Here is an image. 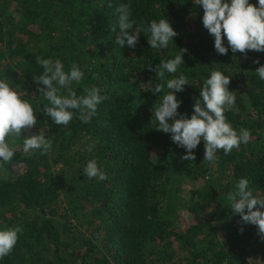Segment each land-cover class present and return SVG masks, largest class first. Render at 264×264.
<instances>
[{
	"label": "trees",
	"instance_id": "trees-1",
	"mask_svg": "<svg viewBox=\"0 0 264 264\" xmlns=\"http://www.w3.org/2000/svg\"><path fill=\"white\" fill-rule=\"evenodd\" d=\"M121 4L130 6L134 29H144L134 50L115 44ZM202 16L195 0H0V78L34 107L37 124L22 135L40 131L53 144L46 155L24 153L23 137L14 138L16 153L0 172V228L22 231L0 264H264L257 226L226 200L241 177L264 196V81L255 73L264 52L218 54ZM164 17L178 35L151 49L147 26ZM180 49L185 64L166 74L189 79L178 111L190 116L204 80L220 70L236 95L225 115L237 131H250L247 144L219 150L215 164L203 160V141L186 161L171 134L155 130L152 109L169 90L146 88L161 82L154 68ZM38 56L59 59L66 71L79 65L78 95L85 86L101 89L106 99L89 123L74 116L56 125L45 114ZM91 159L106 181L84 175Z\"/></svg>",
	"mask_w": 264,
	"mask_h": 264
},
{
	"label": "clouds",
	"instance_id": "clouds-1",
	"mask_svg": "<svg viewBox=\"0 0 264 264\" xmlns=\"http://www.w3.org/2000/svg\"><path fill=\"white\" fill-rule=\"evenodd\" d=\"M195 3L203 8L202 24L214 37V48L218 54L226 55L229 49L245 56L247 51L264 52V0H257L256 5L250 3V0H195ZM116 11L119 13L117 25L120 34L115 38V44L120 48L127 45L134 50L139 42V33L144 32V29H134L136 22L132 19L128 4H121ZM112 31H116V26ZM146 31L151 49L167 48L178 35L165 17L150 21ZM186 51L180 49L174 58L161 60L154 68L161 82L146 88L152 94L164 92L165 86L169 90L152 109L155 130L171 134V140L185 150L182 159L186 161L196 159L194 150L203 141V160L215 164L219 150L228 155L241 144H247L250 131L246 128L237 131L225 115L234 108L236 95L228 87L231 77L220 70H211L204 80L190 116L178 111L182 100L177 97V93L190 84L189 79L183 73L172 75V78L166 74H176L180 66L185 64L183 54ZM36 62L43 71L35 82L38 86L43 85L38 87V91L48 102L44 111L51 121L56 125L68 126L76 116L82 123H89L97 114L98 106L106 99L101 95V89L85 86L83 94H77L72 85L83 81L85 73L76 63L66 71L59 59L38 56ZM254 63L259 64V59ZM255 73L264 81V65H260ZM23 97V92L14 89L13 84L6 79L0 78V172L4 171L5 165L13 160L16 153L14 138L23 137L24 153L39 152L46 155L53 146L52 141L40 131L28 136L22 135V130L29 131L37 124L34 107ZM88 150L91 151V148ZM83 172L90 179H108L107 173L98 166L95 159L86 163ZM226 200L232 213L238 215L244 224L256 225L258 235L264 240V196L253 193L249 179L239 178L234 189L227 193ZM21 231L20 226L0 228V261L12 252Z\"/></svg>",
	"mask_w": 264,
	"mask_h": 264
},
{
	"label": "rangeland",
	"instance_id": "rangeland-1",
	"mask_svg": "<svg viewBox=\"0 0 264 264\" xmlns=\"http://www.w3.org/2000/svg\"><path fill=\"white\" fill-rule=\"evenodd\" d=\"M179 215L183 216V215H186V214L183 211H181ZM180 219L182 220V224L186 223V218H184V217L182 218L181 217Z\"/></svg>",
	"mask_w": 264,
	"mask_h": 264
}]
</instances>
